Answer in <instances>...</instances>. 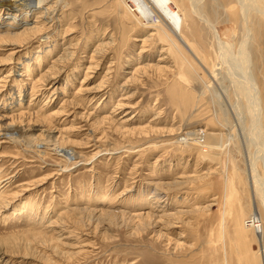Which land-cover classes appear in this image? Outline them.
Wrapping results in <instances>:
<instances>
[{
	"label": "rangeland",
	"instance_id": "374dc122",
	"mask_svg": "<svg viewBox=\"0 0 264 264\" xmlns=\"http://www.w3.org/2000/svg\"><path fill=\"white\" fill-rule=\"evenodd\" d=\"M57 1L44 32L0 46V264H263L243 227L253 207L264 226L249 177L264 192V0H173L180 53L118 0ZM196 129L224 135L221 155L182 143ZM50 138L62 150L41 149ZM139 214L181 220L147 230Z\"/></svg>",
	"mask_w": 264,
	"mask_h": 264
},
{
	"label": "bare ground",
	"instance_id": "6f19581e",
	"mask_svg": "<svg viewBox=\"0 0 264 264\" xmlns=\"http://www.w3.org/2000/svg\"><path fill=\"white\" fill-rule=\"evenodd\" d=\"M47 3H48L47 0H0V8H1L2 11L5 12V14H4L5 18H4L3 22L6 23V21H9L8 24L6 23L7 26L4 23L5 26H6V30H7L6 33H5L4 25L1 26V24H3V22H0L1 23L0 24V46H6L8 44L11 45L13 43L12 42L13 40L16 41L18 39H21V37L32 38V37L38 36L40 33L44 32L43 29H44V27L46 25L44 24L45 22L43 20L40 21V19L42 18L44 20H48V18L45 17L47 15L49 16V14H48V10L49 9L47 8V5L49 3L48 4ZM55 3L59 4L60 0H58ZM118 5H119V7H121L123 9L124 17H127L128 19L135 20L137 28L142 27L145 30L151 29V32H150V35H149L150 37H155V38L159 39L160 41L168 43L169 44V49L168 50H177L178 53H180V50L182 49L181 45H180V44H182V43H180V39L182 41V31H183V27L185 26L184 25L185 22H184V17L181 14V11L177 10L178 8L175 6L173 0H118ZM198 11L199 10L196 9L194 14H196V15L199 14L200 19L202 20L201 13H199ZM34 14L37 15V18L35 16L36 21H32V16ZM39 14H40V16L38 17ZM203 22L206 24V26H208V28H210L213 31V33L215 34V39L219 43L220 47H223L224 45H226L221 40L220 36H218L217 29L213 25H211L210 22L206 18H205V21L203 20ZM40 24H41V26H40ZM2 27H3V29H2ZM8 30H14L15 33L14 32L10 33V32H8ZM150 37H148V38H150ZM151 40H153V39H151ZM147 42H148V40H147ZM166 46H168V45H166ZM50 53L51 52H49L48 54H50ZM9 63H10L9 65H12V64L13 65H19L20 64L19 61L16 62V59H12V60L10 59ZM13 70L14 69H12V71ZM12 73L13 72H11L10 74H12ZM9 77H10L9 74H8V76L2 77L0 79V83H4V79H7ZM19 77H22V75H19ZM251 86H253V84ZM3 87L4 86H2V88ZM40 88L42 89V86L37 87V89H38L37 91H40L39 90ZM255 90L256 89H254V92H255ZM254 94H255V96L257 95V97H258L257 91ZM183 95H184V93H183ZM252 98H253V95H252ZM184 99L187 100L188 98L184 97ZM256 103H258V102H255L254 105ZM258 106L260 107V105H258ZM120 108H122V107H120ZM116 109H118V108H116ZM113 113H115V112H113ZM254 114H256V113H254ZM254 114H253V116H254ZM262 115H264V114H262ZM18 116H21V114L18 115ZM257 117L258 116H256V118ZM16 123H12L11 122L10 124L4 125V129L3 130L8 132L9 134H18V135H20L19 136L20 138H22L23 140L28 141V143L31 144V146H32L34 144L35 140L31 141L30 137H32V135H26V134L27 133H31L32 134L33 132L34 133L35 132H39V130H41V129H39L37 131H33V128H31V129L28 128L27 129L24 126H20V125L17 126ZM34 128H36V127H34ZM44 133H45V131H42V135ZM52 134L53 133H48V137L50 135H52ZM40 136H38L37 139ZM186 136H187V138L181 140L182 143L187 145V146L199 148V150L203 152L200 155L204 156V157H207V156H209V157L213 156L214 157L215 155L217 156L218 154L222 153V151L224 150L223 149L225 147L224 145H227L226 142H225L224 135L223 134H219V133L218 134H213L212 133V134H208L207 135V132L205 130L196 129L194 131L191 130V132L186 133ZM40 138H42V137H40ZM50 139H51L50 141L45 140V142L42 143L40 148L48 150V151L51 150L53 152H57L59 149H61L59 147L60 144L57 143V142H60V141H58V138L55 141H54L53 138H50ZM211 139H213V140L217 139V142L218 141H220V142L222 141L221 144L220 143H216V144H220L221 146H218V145L212 146L213 144H211V143L209 144V140H211ZM207 140H208V143H207ZM228 140L232 141V139L228 138L227 142H228ZM70 153L72 155V151ZM216 158L219 159V157H216ZM255 166L253 165V168L251 167L252 171H250L251 173L249 172V177H250V181H252L251 183H253V186L256 189V193L258 195V196L257 195L256 196L260 198V201L262 200L261 204L264 205V197L262 196V195H264V192L261 193V191H260L261 190V186L259 185V181H260L259 179L260 178L258 179V175L256 173ZM261 196L263 198H261ZM256 199L258 200V198H256ZM115 202H116L115 197L113 198L111 196H106L104 198H101L102 205L105 204L106 206H111ZM113 208H114V206H113ZM105 209H103V213L102 214H106V212H108V211L111 212V210H110L111 207H110V209H109V207L105 208ZM177 215H179V214H177ZM177 215L176 214H173V215L170 214L167 217L161 216V218H159L158 221L155 220V217L152 214L144 215V217L139 214L136 217L138 219H140L141 222L142 221L146 222V223L148 222L147 223L148 225H147V228H146L147 230L149 228H151L153 226V224L157 225L159 223L164 225L165 230H166V228H167V230L168 229L171 230V229H173L172 227L175 226L176 221L181 220V218L178 217ZM93 217H94V215H93ZM246 224L243 227L244 230H247V231L253 230V233H254L255 238L257 239V241L259 243L262 242V240L264 239V226L262 224V216H260V213H259L257 208L253 207V214L251 215L250 220H248ZM141 228H144V227H141ZM158 234H159V239L165 238V234L162 233V230H160V233H158ZM243 235H245V234H243ZM184 246H185V243L181 242L180 239L178 241H176L175 244H174L175 250L180 249V248L182 249V248H184ZM262 261H263V264H264V260H262ZM261 264H262V262H261Z\"/></svg>",
	"mask_w": 264,
	"mask_h": 264
}]
</instances>
